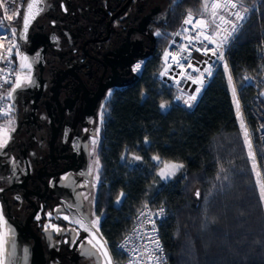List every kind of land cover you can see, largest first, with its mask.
Listing matches in <instances>:
<instances>
[{
  "label": "trees",
  "instance_id": "obj_1",
  "mask_svg": "<svg viewBox=\"0 0 264 264\" xmlns=\"http://www.w3.org/2000/svg\"><path fill=\"white\" fill-rule=\"evenodd\" d=\"M106 3L86 0L84 5ZM244 5L254 10L249 9L229 54L232 80L242 102L253 91L242 77L248 75L254 83L259 79L256 50L264 41V0H245ZM200 7L201 0H168L165 12L153 25L166 36L151 38L141 70L126 79L103 105L93 214L101 217L99 234L115 260L116 243L141 205L152 200L166 213L158 233L169 264H264V203L243 129L234 117L227 75L217 71L192 107L176 100L158 81L161 53L169 35L188 9L195 13ZM99 29L103 30L102 26ZM162 101L171 103L166 111L159 107ZM246 117L258 170L264 173V148L257 144L254 121ZM132 154L143 160H132ZM153 155L183 163L184 168L162 182L156 176ZM24 156L31 163L36 158L26 149ZM260 179L264 180V175ZM121 192L125 195L117 204ZM44 221L42 215L40 222Z\"/></svg>",
  "mask_w": 264,
  "mask_h": 264
},
{
  "label": "flooded vegetation",
  "instance_id": "obj_2",
  "mask_svg": "<svg viewBox=\"0 0 264 264\" xmlns=\"http://www.w3.org/2000/svg\"><path fill=\"white\" fill-rule=\"evenodd\" d=\"M85 1L46 0L45 10L30 21L26 38L20 40L23 54L25 52L28 53L27 56L30 61L34 60L30 75L35 83L34 85L27 84L26 90L21 91L23 94L19 92L20 98L16 102L17 104L12 114L14 113L17 118H20L24 111L28 109L27 120L35 121L37 124L36 131L28 134L50 135L49 143L59 123L58 108H60L62 122L55 143L59 139L63 150L58 155L54 154L53 151V155L54 157H66L63 160H57L64 161V167L57 172L50 173L48 164L51 162L48 157L47 143L48 160L37 163L40 166L37 170H34L33 175L28 173L31 181H35L37 171L44 174L66 171L65 173L75 172L77 175L82 176L83 171L81 170L80 162L87 159L89 146L92 145V140L96 139L94 117L99 104L103 98L107 97L102 104L104 105L105 101L110 97L108 93H113L121 88L126 79L133 74V67L136 62L132 65L125 62L126 57H130L127 50L131 39H137L135 38L137 34L155 31L153 25L159 17L158 7L156 5L153 6L154 2H150L148 9H145L146 0H132L110 22L107 34L106 23L122 8L127 0H107L106 5H93V7L85 6ZM27 2L28 0L23 1V7H21L18 20L15 23L18 33L22 28ZM101 26L103 30L99 29ZM140 26L141 29L145 27L144 32L140 31ZM35 38L36 40L34 41ZM82 46L84 52L82 51ZM37 53H39L38 58ZM66 72L75 74L82 85H80L75 75H66L55 91L56 100L59 103V107H57L53 99V87L60 76ZM98 89L100 92L95 98ZM9 103H12L11 100H9ZM74 107H77L78 111V116L76 117L78 135L68 138L69 130L68 127H65V119L67 112ZM22 119L21 117L20 120ZM13 158L15 160L10 163V171L3 177V179L9 181L8 187L12 186V188L16 184L23 183L24 176L21 172L24 167L28 166L30 168L32 166L28 158L27 161L30 166L28 164L24 166V162L20 160L19 155H14ZM5 164L9 165L7 162ZM29 181L26 182L25 189H29ZM12 188L9 189V194L22 190V187ZM17 195L18 200L24 201L21 198V193ZM29 199L34 204H37V202H45L46 197L43 199L29 197ZM12 202L13 205H18L17 200ZM24 205L23 208L26 209L25 213H27L24 218H26L32 210L25 201ZM42 207L45 212L51 210L46 202ZM61 207L62 211L58 214V220H54V222L62 226H70L75 231L73 235L70 233L62 235L61 245L54 248L57 255L51 257L48 249L44 248L47 256L46 264H49V261L54 264H60L62 257H65L62 252V245L69 244V237L73 240L71 248L67 252L69 256L82 241L90 239L84 231L71 226L70 222L64 219V216H68L71 219L69 210L73 209L68 208L65 202H61ZM73 211L78 217L80 216L77 211Z\"/></svg>",
  "mask_w": 264,
  "mask_h": 264
},
{
  "label": "snow or ice",
  "instance_id": "obj_3",
  "mask_svg": "<svg viewBox=\"0 0 264 264\" xmlns=\"http://www.w3.org/2000/svg\"><path fill=\"white\" fill-rule=\"evenodd\" d=\"M15 0H13V3ZM7 0H0V9H3V20H0V32L3 34L0 35V49H4L3 54H0V62H4L7 65H14L12 68L0 67V89H3V92H0V117L5 118L4 124L0 125V151H2L9 141L12 139L11 133L15 131L14 119L11 116V113L14 111V103H3L4 101L11 100L15 101L16 93L18 90L22 89L25 86V83L28 85H34L35 81L30 75L33 61H30L29 57L23 54L20 51V45L16 40L9 39L8 33H11L12 37L19 36V40H24L26 38V33L30 21L35 19L37 15L42 13L46 7V0H28L26 3V14L23 16L22 28L17 32L16 27L8 26L6 27L4 21L11 22L14 17L19 15L18 10L11 11L9 14V8L6 6ZM245 0H201V7L195 13L192 9H188L185 15V18L182 21V30L173 33V36L182 37L187 41L185 44L176 45V41H172V45H169L168 48H165L163 52L162 59L164 61V66L159 72L161 78L166 77L170 80H173L175 85L178 87L179 91L183 95L175 96L176 100H183V103L188 107H192V102L196 101L198 95L200 94L202 88L206 83V78H210L213 75V68L215 63H209L205 59L202 63L206 64L207 67L201 69L196 66L201 62L197 61L193 63L191 56L192 51L201 52L206 57L211 54L215 56L217 60L224 61L225 53L224 49L230 43L231 39L235 37V34L238 32L239 28L242 27L243 22L247 18L249 8L244 6ZM35 10V11H34ZM190 26V27H188ZM187 34V35H184ZM157 37L166 36V34L157 31L155 33ZM8 41V47L5 48L3 41ZM175 45V50H170L172 46ZM15 50V51H14ZM13 54L18 58V62L12 60ZM39 53H37V58ZM142 67V62L137 63L133 71L139 72ZM24 69H27L29 74L24 73ZM191 71H188V70ZM225 72L228 73V82L231 87L233 103L235 104L237 117L240 119V125L244 132V141L248 148L249 159L253 162L252 169L256 174L257 180L256 184L259 188V196L262 203H264V180L260 179L264 173L258 170L257 165V156L256 152L253 149L252 140L247 129V125L242 117L240 100L237 95V89L233 84L232 76L228 64L224 63ZM196 73V75H193ZM9 77H14V79H9ZM183 78L184 82L190 81L192 85L196 87L191 91V94H188L181 85V79ZM245 80H251L252 78L248 75H245ZM4 85H9L7 89H4ZM109 96L112 95L111 92L108 93ZM264 95V92L261 93ZM171 106L169 101H162L159 104V107L162 111H166ZM100 112L101 122L103 119V108ZM260 129H264V124H261ZM97 143L96 139L92 140V144ZM145 144H148V138L145 137ZM125 159V157H122ZM132 160L142 161L143 157L140 155L132 154ZM151 160L155 162L156 165V176L159 177L162 181H168L176 176V174L184 168V164L174 160H165L162 159L159 155H153ZM96 165V171H99L100 162L97 158L94 161ZM223 171V169H221ZM91 174V169L87 173ZM81 175H84L82 173ZM99 179V177H96ZM70 177L65 176V181H70ZM219 179V176L217 177ZM84 186V185H81ZM85 200H89L88 195L81 193L80 194ZM124 193L121 192L117 197L116 203L120 204ZM199 195V193H197ZM91 203V201H89ZM68 208H72V205L69 204ZM144 208H148V205L145 204ZM164 212L163 207L161 206L159 212L157 213H146L141 212V216H146V223L152 225V230L156 231L155 221L152 219V215L161 216ZM49 217L51 213H48ZM37 219H40L37 216ZM64 219L70 223L78 225L84 232L88 234L90 239H87V243L92 245L96 251L92 252L88 249L84 250L85 255L89 257H95L97 264H119L117 260L114 259L113 255L110 253L109 249L106 247L107 242L101 241L97 238V234L100 232V219L99 215L96 216L95 220L90 219L89 215L83 213L79 218L73 217L69 219L68 216H64ZM3 220V216L0 215V221ZM48 228H53L55 231L60 232L62 229L56 225H46L45 231ZM75 231V229H73ZM9 237H5L3 233H0V264H14V256L16 245L14 242V234L11 228L8 229ZM145 238L150 242L152 247L149 244L140 245L139 248H132L131 253L139 252V255H132L129 259L128 264H163V258L160 253L163 252L162 247L160 246L159 240L144 233ZM95 241V243H94ZM127 239L125 243L120 247L125 249L127 244ZM83 248V244L81 245ZM10 249V250H9ZM25 255L27 254V249H24Z\"/></svg>",
  "mask_w": 264,
  "mask_h": 264
},
{
  "label": "rangeland",
  "instance_id": "obj_4",
  "mask_svg": "<svg viewBox=\"0 0 264 264\" xmlns=\"http://www.w3.org/2000/svg\"><path fill=\"white\" fill-rule=\"evenodd\" d=\"M172 2L174 0H171ZM154 2L153 6H157L158 15L165 12L168 6V0H146L145 9H148V5ZM156 31L151 32H144L141 34H137L135 40L131 39V43L127 50L128 55L130 57H126L125 62L126 64L132 65L133 63H141L143 55L150 44L151 38L155 36ZM3 33L0 32V35ZM133 34V33H132ZM136 35V34H135ZM36 38L34 39V41ZM23 53V52H22ZM28 55V53H24ZM135 64V65H136ZM134 65V66H135ZM134 68V67H133ZM26 70V71H25ZM25 74H28V70L24 69ZM138 72L133 71V76L136 75ZM27 88V83L25 86L18 90L16 93L15 101H11L16 105L19 97V92L23 94L21 91H25ZM107 97L103 98L99 104V107L96 112V116L94 117L95 123V133H96V141L99 132V125L101 123V105L103 104L104 100ZM23 113V111H22ZM12 118L14 119V126L15 131L11 133L12 139L9 141L7 146L0 151V215L3 216V220L0 221V233H3L5 237H9L8 229L11 228L14 234V242L16 245L15 256H14V264H30V253L32 248V241L28 234L23 231V222H24V215L26 209L23 207L24 201L17 200L18 205H13L12 198L9 195V190L6 188L9 185V181L3 179L5 174L10 171L11 164L15 158L14 155H19L20 160L23 161L25 149L29 151L31 155L35 156L36 158L32 160L31 170H37L40 165L37 163L45 162L48 160L47 157V143L50 135H29V132L36 131L37 124L35 121L27 120L28 119V109L24 111L22 114V120L17 118V115L11 113ZM78 116L77 107H74L72 110L68 111L66 114L65 119V127H68V138L75 137L78 135V127L76 117ZM5 120V119H4ZM4 120L1 122L0 125L4 124ZM27 120V121H25ZM25 121V122H24ZM98 141L95 145H90L87 153V159L82 160L80 162L81 170L83 171L84 175L80 176L77 175L75 172L60 174L56 176H49L43 178L44 183L46 184V199L45 202L49 204L51 210L43 211V204L45 202H37V213L34 217V221L30 225L33 231L37 232V237L39 238L42 247L48 249L51 257L53 255H57L55 252V247L61 245V237L62 235H66L68 233L74 234V231L70 226H62L53 222L54 220H58V214L61 213L62 207L61 202H65L66 205L71 204L72 209L77 211L80 215L86 213L89 215L90 219L95 220V216L93 214V200L94 194L97 187L98 179L96 165L94 161L96 160V151H97ZM25 148V149H24ZM63 150L62 145L60 144L59 139L56 141L54 145V154L58 155ZM12 156V157H11ZM29 158V157H28ZM9 163V165H6ZM36 165H35V164ZM48 170L50 173H54L59 171L61 168L64 167V161H56L53 163L48 164ZM91 169V174L88 175L87 173ZM13 172V171H12ZM15 173V172H13ZM33 175V173H32ZM70 177V181H65L64 177ZM19 177V175H17ZM84 185V186H81ZM28 188L33 192L42 193L43 187L36 181H29ZM9 191V192H8ZM12 193V192H11ZM86 194L89 197V200H85L80 194ZM91 201V203L89 202ZM48 213H51L49 217ZM45 218L44 222H40L41 218ZM37 216L40 219H37ZM46 225H56L59 226L62 231L57 232L53 228H48L45 231ZM73 231V233H72ZM76 234V233H75ZM72 239L69 237V244L62 245V252L65 257H62L60 260V264H97V260L95 257H89L85 255L84 250L88 249L92 252L96 250L92 248L91 244L87 243V240L82 241L78 246L75 247V251L69 256V249L71 248ZM83 244V248L81 245ZM24 249H27V254L25 255ZM10 250V249H9ZM60 256V255H59ZM49 264H54L49 261Z\"/></svg>",
  "mask_w": 264,
  "mask_h": 264
},
{
  "label": "built area",
  "instance_id": "obj_5",
  "mask_svg": "<svg viewBox=\"0 0 264 264\" xmlns=\"http://www.w3.org/2000/svg\"><path fill=\"white\" fill-rule=\"evenodd\" d=\"M23 1L24 0H15V2L13 3V0H7L6 6L9 8V14H11V11H13V10H18V12L20 13L21 7L23 5ZM244 6L249 8L250 10H254V8H250L246 5H244ZM3 16H4L3 9H0V20H3ZM18 16L14 17L11 22L4 21L5 26L6 27H8V26H14L15 27V23L18 20ZM182 21L180 22L177 29L173 33L182 30ZM245 23H246V20L243 22V25ZM188 27H190V26H188ZM241 28L242 27H240L239 30ZM173 33H171L169 35L168 42H167V45L165 48H168L169 45H172L173 40L176 41V45L187 43V41L184 40L182 37L173 36L172 35ZM261 34H262V36H264V29L262 30ZM8 35H9V39L16 40V42L20 45V51L22 52L21 43H20L18 36L12 37L10 32L8 33ZM184 35H187V34H184ZM237 35H238V32L235 34V37L233 39H231L230 43L224 49V53H225V60L224 61L217 60L216 57L212 56L211 54H209L206 57L201 52H196L194 50L192 51L191 56L193 59V63L195 64L197 61L201 62L199 64H196V66L200 67L201 69L207 67L206 64L202 63L205 59H207L209 61V63H213V62L215 63V66L213 68L212 77L206 78V83H205L204 87L202 88L200 94L198 95L196 101L192 102V106L199 101L202 93L204 92L207 85L210 83L214 74L217 71H219V70L223 71L227 75V78H228V73H226L225 69H224V63L226 62L228 64V68L230 69L229 54H230L231 48H232L235 40L237 39ZM3 43H4L5 48H7L8 47V41L5 40V41H3ZM175 47L176 46L173 45L170 50H175ZM164 50H163V52H164ZM3 52H4V49H0V54H3ZM163 52L161 53L160 71L162 70V68L164 66V61L162 59ZM256 55H257V58L259 59V69H260L259 79L257 80L256 83H254L253 79L245 80L244 79L245 76H243L242 79H243L245 85H249V86L253 87V91L249 95V97L247 98V100L245 102H242L240 100L239 96H238V98L240 100L242 117H243V120L245 121V123L247 125V129H248V132L250 134L251 140H252V135H251L248 123H247L246 115L250 116L252 118V120L254 121V124H255L254 135L257 139V144L260 147L264 148V129H260L261 124H264V95H261V93L264 92V41H262L260 43L259 48L256 50ZM12 60L18 62V58L14 54L12 56ZM0 67L12 68V67H14V65H7L4 62H0ZM188 71H191V70L189 69ZM193 75H196V73H193ZM9 79H14V77H9ZM180 79H181L180 87H183L188 94H191V91L196 87V85H192L190 81L184 82L182 77H180ZM158 81L162 86L170 89L175 96L183 95L179 91L178 87L175 85L174 81L168 79L167 76L161 78L158 74ZM0 83H2V81H0ZM233 84H234V81H233ZM8 87H9V85H4V89H7ZM230 89H231V87H230ZM0 92H3V89H0ZM231 94H232V91H231ZM237 95H238V91H237ZM232 99H233V96H232ZM180 101L183 102V100H180ZM3 103H9V100L4 101ZM0 106H2V105H0ZM245 110H246V114H245ZM234 117L240 123V119L237 117L236 108L234 111ZM4 119L5 118L0 117V124ZM252 144H253V140H252ZM145 204L148 205V208H146V209L144 208ZM160 208H161V206L156 207L153 205L152 200H149V201L143 203L141 205V207L138 209V211L135 213V215L132 218V222H131L129 229L125 232V234L121 237V239L115 245V251L118 255L117 261L119 262V264H128L129 259L132 255H139V252L134 253V254L131 253L130 250L132 248H139V246L143 245V244H149V246L152 247L150 242L144 236L145 232L148 233L149 235L156 237L159 240L160 246L162 247V244H161V241L159 238L158 227H159V224L166 217L165 211L163 212V214L161 216L152 215V219L155 221L156 231L152 230L151 224L145 222L147 217L140 215V213L142 211L149 213V214L157 213V212H159ZM126 239L128 241L126 244V247H125V249H121L120 246L125 243ZM162 249H163V247H162ZM160 255L163 258V264H169L167 257H166V254L164 252V249H163V252L160 253Z\"/></svg>",
  "mask_w": 264,
  "mask_h": 264
},
{
  "label": "water",
  "instance_id": "obj_6",
  "mask_svg": "<svg viewBox=\"0 0 264 264\" xmlns=\"http://www.w3.org/2000/svg\"><path fill=\"white\" fill-rule=\"evenodd\" d=\"M132 0H127L124 5L122 6V8H120V10L115 14L113 15L109 21L106 23L105 25V29H106V32L108 34V26L110 24V22L113 20V18L118 15L125 7H127L130 3H131ZM140 31L141 32H144L145 31V27L144 29H141V26H140ZM82 51L84 52V48L82 46ZM70 74H73L72 72H66V73H63L60 78L58 79V81L56 82V84L54 85L53 87V99L54 101L56 102V105L57 107H59V103L57 102L56 100V88L60 85V83L62 82L63 78L66 76V75H70ZM75 75V74H73ZM76 79L79 81L80 85L81 82L80 80L78 79V77L75 75ZM99 89H98V92L97 94L95 95L97 98L98 94H99ZM89 106V105H88ZM59 109V123H58V126L56 128V130L54 131V134L51 136L50 140H49V143H48V157H49V160L51 163L57 161V160H63L65 159L66 157L65 156H60V157H54L53 155V149H54V144H55V140L57 138V134H58V130H59V127H60V124L62 122V112H61V109ZM17 160V159H16ZM23 162H24V166L26 164H28L30 166V163L27 161V158H24L23 159ZM31 168V167H30ZM28 166L25 168L24 167V170L21 172L22 175L24 176V181L23 183L21 184H16V186H13V188H21L22 192L19 191V192H12L10 193L9 195L11 196L12 198V201L13 200H18V195L17 194H20L21 193V198L22 200H24L30 207H31V213L25 218L24 222H23V231L28 234V236L30 237L31 241H32V248H31V253H30V264H46V260H47V256L44 252V248L42 247V244L39 240V238L37 237L36 233L30 228V223L34 220V217L37 213V207L36 205L33 203V201H31L29 199V197H35V198H38V199H43L45 196H46V190H47V187H46V184L44 183L43 181V178H46V177H49V176H56V175H59V174H62V173H65L66 171H61V172H58V173H55V174H44V173H41V172H36V175H35V181L37 183H39L40 185H42L43 187V191L42 193H37V192H33L32 190L30 189H25L26 188V182L27 181H31V179L28 177V173L31 175L33 172L32 170L30 169ZM26 172V173H25ZM25 183V185L23 186V184ZM29 183V182H28ZM11 187H7L6 189L9 190L11 189ZM12 188V189H13ZM14 191H16L14 189ZM69 214L71 215V219L73 217H76V218H79L73 210H69ZM71 226H74L76 227L77 229L83 231V229H81L78 225L76 224H73V223H70ZM86 233V232H85ZM86 235L88 236V234L86 233ZM90 238V237H89ZM97 238L101 241L102 238H100V236L97 234ZM95 243V241H94Z\"/></svg>",
  "mask_w": 264,
  "mask_h": 264
},
{
  "label": "crops",
  "instance_id": "obj_7",
  "mask_svg": "<svg viewBox=\"0 0 264 264\" xmlns=\"http://www.w3.org/2000/svg\"><path fill=\"white\" fill-rule=\"evenodd\" d=\"M162 181V180H161ZM169 181V180H168ZM168 181H162V182H168ZM98 235L100 236V234L98 233ZM101 238V237H100Z\"/></svg>",
  "mask_w": 264,
  "mask_h": 264
},
{
  "label": "bare ground",
  "instance_id": "obj_8",
  "mask_svg": "<svg viewBox=\"0 0 264 264\" xmlns=\"http://www.w3.org/2000/svg\"><path fill=\"white\" fill-rule=\"evenodd\" d=\"M23 7V6H22ZM23 9V8H22ZM22 12V11H21Z\"/></svg>",
  "mask_w": 264,
  "mask_h": 264
}]
</instances>
